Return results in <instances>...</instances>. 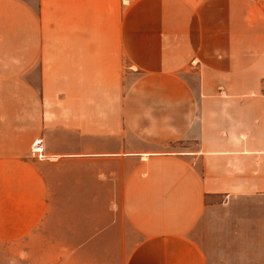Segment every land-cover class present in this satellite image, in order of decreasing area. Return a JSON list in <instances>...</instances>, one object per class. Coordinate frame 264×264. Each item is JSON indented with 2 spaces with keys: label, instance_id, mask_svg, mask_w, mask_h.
Returning <instances> with one entry per match:
<instances>
[{
  "label": "crops",
  "instance_id": "crops-1",
  "mask_svg": "<svg viewBox=\"0 0 264 264\" xmlns=\"http://www.w3.org/2000/svg\"><path fill=\"white\" fill-rule=\"evenodd\" d=\"M263 79L264 0H0V192L91 156L75 130L107 128L124 82L119 213L71 239L119 242L116 264H264ZM25 206L1 224L45 225Z\"/></svg>",
  "mask_w": 264,
  "mask_h": 264
},
{
  "label": "rangeland",
  "instance_id": "rangeland-1",
  "mask_svg": "<svg viewBox=\"0 0 264 264\" xmlns=\"http://www.w3.org/2000/svg\"><path fill=\"white\" fill-rule=\"evenodd\" d=\"M108 83L107 128L75 130L76 141L81 139L80 134L85 136L86 141L90 136L91 145L85 147L86 154L91 156L61 158L52 165L45 164L44 171L47 176L44 191L36 193L33 197L23 191L0 192V196L5 197L0 198V264H116L112 254L119 247V242H85V235L77 233L75 238L71 239L73 235L67 233L69 226L79 232L85 221L90 219L91 213L98 217L101 212L108 211L109 224L113 222L115 213H119L114 204L119 201V119L123 114L117 110L123 102V97L119 96L116 87L121 89L125 84L119 82L117 86L115 82ZM93 116H102V124L103 117H106L105 113ZM61 132V137L66 141L69 133L62 129ZM63 146L61 145V148ZM76 148L81 151L85 149L79 144ZM100 170L107 174L106 179H100ZM32 199L44 202L43 209L37 211L38 216L43 215L44 219H47L44 221L45 225L39 221L37 226L25 233V229L20 225L1 224L4 219L12 222V219L25 216V204ZM14 204L15 207L10 208ZM106 206L108 210L105 209ZM28 210L30 213L35 211ZM105 249L109 250V256L104 262L99 254L100 250Z\"/></svg>",
  "mask_w": 264,
  "mask_h": 264
},
{
  "label": "built area",
  "instance_id": "built-area-1",
  "mask_svg": "<svg viewBox=\"0 0 264 264\" xmlns=\"http://www.w3.org/2000/svg\"><path fill=\"white\" fill-rule=\"evenodd\" d=\"M262 90H263V92H264V79L262 80ZM34 153V152H33Z\"/></svg>",
  "mask_w": 264,
  "mask_h": 264
}]
</instances>
